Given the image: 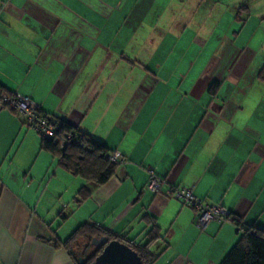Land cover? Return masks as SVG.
<instances>
[{
  "label": "crops",
  "instance_id": "1",
  "mask_svg": "<svg viewBox=\"0 0 264 264\" xmlns=\"http://www.w3.org/2000/svg\"><path fill=\"white\" fill-rule=\"evenodd\" d=\"M180 1L192 10L204 0ZM165 9L158 0H0V87L122 157L77 202L86 181L0 103V264H76L63 242L80 224L145 243L152 222L151 264H219L240 227L199 229L194 209L147 189L148 167L162 191L191 187L241 226H264V61L250 68L257 54L226 36L196 61L185 48L209 36L183 35L187 25ZM38 145L43 160L29 161Z\"/></svg>",
  "mask_w": 264,
  "mask_h": 264
},
{
  "label": "trees",
  "instance_id": "2",
  "mask_svg": "<svg viewBox=\"0 0 264 264\" xmlns=\"http://www.w3.org/2000/svg\"><path fill=\"white\" fill-rule=\"evenodd\" d=\"M258 78L264 80V67L259 70ZM218 84L215 81L210 85L209 91L212 95L216 92ZM0 93L13 96V94H7L1 87ZM2 106L7 107V105ZM38 111L40 115L50 117L40 107ZM12 112L15 113L14 111ZM51 118L58 123L56 138L54 137V140H49L40 136V147L42 150L50 152L59 166L86 181V184L77 193L76 201L80 202L90 196L91 185L99 186L106 183L114 175L117 165L108 160V148L103 142L86 134L62 118ZM69 134H76L79 143H74L72 141L73 137L69 139ZM230 217L234 224L240 227V232L236 243L225 254L219 264H264V226L252 223L244 227L241 226L242 223L237 218ZM147 235L148 240L145 243L132 240L127 241L123 236H115L102 226L93 223H82L63 244L76 264H93L94 258L100 250L95 249L89 255L86 254L89 246H92L91 240L100 236H106L108 240L115 239L128 245L141 257L142 264H151L156 258L155 254L149 249L150 244L158 236V227L155 223L152 222ZM78 240L85 241V244L81 247L83 248L82 254L85 253L86 257L85 259L76 261V257L71 250V245Z\"/></svg>",
  "mask_w": 264,
  "mask_h": 264
},
{
  "label": "rangeland",
  "instance_id": "3",
  "mask_svg": "<svg viewBox=\"0 0 264 264\" xmlns=\"http://www.w3.org/2000/svg\"><path fill=\"white\" fill-rule=\"evenodd\" d=\"M158 1L163 8L166 6V9L162 12L165 17L176 18L177 22L181 25H187L183 35L195 34V36H193L195 39H197V35L202 33L207 37L209 36L210 40L206 42V46L204 48L198 47L199 44L197 40L192 41L193 46L187 45L185 48V50L189 52L190 56L197 59L196 61L201 58V54H198L199 52H202L204 49L205 52H210L213 48L214 50L216 49L218 45V36H226L227 38L232 39L235 38L236 44L252 49L257 56L253 59L250 68H254L255 70V67L264 61V0H204L199 4V6L195 5V8L192 10L180 7V4L183 3L180 0ZM182 1L186 3V0ZM174 6L177 9H171ZM181 25L173 28L179 30ZM188 43L190 42L188 41ZM247 77L248 75H245V78ZM14 114L20 119V121H22L16 113ZM22 124L27 127L26 124ZM30 129L34 131L38 138H40V135L35 129L31 127ZM33 149V154L28 156V160L41 162V160H43L42 157L44 152L40 151L39 145L37 148L32 147L29 151H32ZM259 219V223L264 225V217ZM178 235V238L174 237L172 240L176 241L179 239L181 237V233ZM84 244L85 241L78 240L71 245V250L76 257V261L79 259H85L86 254L89 255V253L95 251L96 249L93 245L91 247L89 246L86 254H82L83 248L81 246ZM165 244L167 246H171L172 242L170 243L169 239H167ZM165 244L162 245L160 249L159 247L157 248L158 253H161L166 248Z\"/></svg>",
  "mask_w": 264,
  "mask_h": 264
},
{
  "label": "built area",
  "instance_id": "4",
  "mask_svg": "<svg viewBox=\"0 0 264 264\" xmlns=\"http://www.w3.org/2000/svg\"><path fill=\"white\" fill-rule=\"evenodd\" d=\"M0 103L7 105L14 111L21 120L29 127L35 129L37 133L44 138L54 140L58 129V123L51 117H44L39 113V105L27 96L15 94L13 96L0 93ZM74 143H79L76 134L68 135ZM108 160L113 163L122 162L121 154L118 151L109 152ZM148 182L147 189L153 193H164L167 197L175 198L187 206L194 209L196 213L195 224L199 229L205 228L209 221L231 220L226 209L218 203L206 202L194 194L191 187H168L162 191L164 180L156 176L151 167L147 168Z\"/></svg>",
  "mask_w": 264,
  "mask_h": 264
},
{
  "label": "water",
  "instance_id": "5",
  "mask_svg": "<svg viewBox=\"0 0 264 264\" xmlns=\"http://www.w3.org/2000/svg\"><path fill=\"white\" fill-rule=\"evenodd\" d=\"M91 244L100 250L93 264H142L141 257L118 240H108L106 236H100L93 238Z\"/></svg>",
  "mask_w": 264,
  "mask_h": 264
}]
</instances>
